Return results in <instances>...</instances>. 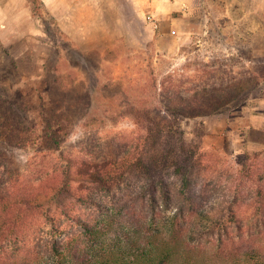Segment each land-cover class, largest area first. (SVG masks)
I'll list each match as a JSON object with an SVG mask.
<instances>
[{
	"label": "rangeland",
	"instance_id": "obj_1",
	"mask_svg": "<svg viewBox=\"0 0 264 264\" xmlns=\"http://www.w3.org/2000/svg\"><path fill=\"white\" fill-rule=\"evenodd\" d=\"M25 4L45 26L50 49L47 53L36 49L41 55L32 62L25 58L13 62L8 57L0 61V192L41 177L59 153L84 161L78 169L84 173L119 168L121 174L110 189L129 190L143 173L138 159L142 155L134 149L138 127L125 118L116 123L88 120L102 117L104 111H117L114 100L122 96L144 99L172 91L185 97L203 88H227L233 95L228 104L211 115L180 123L188 137L197 129L200 147L209 151L201 161V168L206 165L204 174L213 175V170L234 173L246 154L263 150L264 0H189L174 4L171 13L160 18H149L153 14L146 0L119 2L118 11L102 20L97 14L70 20L79 22L84 32L71 27L75 34L70 39L45 16L39 0ZM99 20L107 26L92 34ZM225 90L218 91L219 95ZM52 112L66 114L57 124H50L55 138L49 136L42 119ZM20 120L48 135L37 145L34 141L24 146L13 140L9 143L4 136ZM196 136H192L195 141ZM197 170L198 178L203 171ZM176 176L169 177L174 186L178 185ZM204 205L206 211L212 209L209 202ZM171 214L161 212L158 225L151 227L162 237L170 234L171 222H175ZM208 217L193 216L186 223L174 224L182 228L186 240ZM240 218L249 221L241 214ZM244 240L242 248L257 247L264 253V232ZM184 242L193 246L189 240ZM201 242L205 245L193 252L199 264H231V247L219 248L210 237ZM42 257L21 254L17 264H44Z\"/></svg>",
	"mask_w": 264,
	"mask_h": 264
},
{
	"label": "trees",
	"instance_id": "obj_2",
	"mask_svg": "<svg viewBox=\"0 0 264 264\" xmlns=\"http://www.w3.org/2000/svg\"><path fill=\"white\" fill-rule=\"evenodd\" d=\"M260 78L264 81V73ZM153 86L156 90V83ZM232 100L231 92L222 87L203 88L185 97L172 91L144 99L122 96L114 100L117 111L89 117V122L130 119L138 127L134 149L142 155L138 158L142 178L138 175L129 190L112 192L119 168L84 173L78 170L84 161L54 155L47 173L0 192V264H17L21 254L44 255V264H199L194 249L209 237L219 248L231 247V264H264L263 251L242 248L244 239L264 232V148L246 154L234 173L204 174L206 165L201 168V161L209 151L200 147L197 129L188 137L180 126L185 120L211 115ZM53 113L42 118L51 138L55 134L50 124L66 117ZM25 124L21 120L14 124L5 140L37 145L48 135ZM198 167L203 174L197 178ZM175 175L177 186L169 178ZM208 202L209 212L203 209ZM169 211L175 222L209 217L186 240L175 222L170 234L162 237L151 227L158 225L161 212Z\"/></svg>",
	"mask_w": 264,
	"mask_h": 264
},
{
	"label": "crops",
	"instance_id": "obj_3",
	"mask_svg": "<svg viewBox=\"0 0 264 264\" xmlns=\"http://www.w3.org/2000/svg\"><path fill=\"white\" fill-rule=\"evenodd\" d=\"M27 0H0V61L7 58L14 61H20L25 58L29 61L39 58L41 55L37 50H44L45 53L50 49L47 44L48 35L45 26L39 21L31 7L26 5ZM43 13L47 18H52L59 27L61 33L66 37H71V27L78 26V33L83 32V26L79 22L70 20H83L102 17L107 18L110 14L118 11V3H132L133 0H39ZM150 6V12L153 14L149 18H160L168 16L174 4L186 3L189 0H146ZM161 11H163L161 14ZM109 14V15H108ZM108 15V16H106ZM103 18V20H104ZM114 18V17H113ZM99 23L94 24V32L104 29ZM117 23V22H116ZM157 29V25L152 23ZM97 25V26H95ZM108 29V28H105ZM108 34L109 30H103ZM100 34V33H99ZM185 34V33H181ZM85 37V34H77ZM183 37V36H181ZM184 38V37H183ZM35 43L38 46H35ZM43 55V54H42Z\"/></svg>",
	"mask_w": 264,
	"mask_h": 264
},
{
	"label": "built area",
	"instance_id": "obj_4",
	"mask_svg": "<svg viewBox=\"0 0 264 264\" xmlns=\"http://www.w3.org/2000/svg\"><path fill=\"white\" fill-rule=\"evenodd\" d=\"M155 27V26H154Z\"/></svg>",
	"mask_w": 264,
	"mask_h": 264
}]
</instances>
